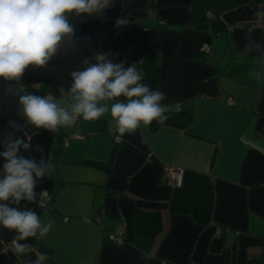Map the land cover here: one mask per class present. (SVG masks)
Listing matches in <instances>:
<instances>
[{
	"label": "crops",
	"instance_id": "crops-1",
	"mask_svg": "<svg viewBox=\"0 0 264 264\" xmlns=\"http://www.w3.org/2000/svg\"><path fill=\"white\" fill-rule=\"evenodd\" d=\"M123 17L129 23L116 27ZM68 19L74 36L45 67L0 78V133L9 120L25 124L19 95L44 93L67 106L59 87L67 91L70 73L98 52L136 63L143 83L166 93L162 103L192 118L123 137L107 113L62 133L24 125L17 135L55 165L37 183L36 201L21 202L52 222L43 238L20 242L33 245L31 259L40 251L46 264H223L226 254L228 264H264V0H111L102 18ZM243 24L253 27L228 30ZM166 166L183 169L181 186L162 180ZM15 235L0 227V264L27 259L15 254Z\"/></svg>",
	"mask_w": 264,
	"mask_h": 264
},
{
	"label": "clouds",
	"instance_id": "clouds-1",
	"mask_svg": "<svg viewBox=\"0 0 264 264\" xmlns=\"http://www.w3.org/2000/svg\"><path fill=\"white\" fill-rule=\"evenodd\" d=\"M110 4L111 0H0V78L19 81L30 65L45 67L74 36L69 14L102 18ZM128 23L127 17L117 18L115 26ZM109 57V53L98 52L95 63L85 59L86 68L70 73L72 83L67 91L63 86L58 89L61 97L67 98V106L52 95H19L25 123L56 132L74 125L77 119L99 120L107 113L121 137L153 121L163 124L169 111L162 103L166 93L143 83L145 73L136 63L125 67L124 61L114 63ZM24 125L9 120L7 130L0 133V158L4 161L0 166V227L16 233L12 243L18 257H27L23 264H46V254L37 251L33 260L29 255L33 245L20 242L43 238L52 222H42L34 210L20 206L22 201H36L37 183L51 178L55 165L43 157L39 143L17 135L23 133ZM34 152L41 153L39 160Z\"/></svg>",
	"mask_w": 264,
	"mask_h": 264
},
{
	"label": "built area",
	"instance_id": "built-area-1",
	"mask_svg": "<svg viewBox=\"0 0 264 264\" xmlns=\"http://www.w3.org/2000/svg\"><path fill=\"white\" fill-rule=\"evenodd\" d=\"M147 14L148 17H154V10L149 7L147 10ZM238 27H245L247 29H251L253 26L252 25H236V26H231L228 28L229 31H233L234 29L238 28ZM201 51L203 54H207L209 53V44L208 43H204L202 44L201 47ZM110 54V59L114 62L118 57V54L116 52H111ZM125 64H127L126 61H124ZM227 103L228 104H233V99L231 97L227 98ZM175 110H179L178 107L173 108ZM116 141L119 142V139H117ZM161 178L162 180H167L168 182H170L171 184H173L174 186H181L182 181H183V169L177 166H166L163 168L162 170V174H161ZM44 196L46 197L47 194H44ZM218 230H216V234H218ZM112 240L114 241L115 244L117 245H121L124 243V239L120 236V235H116L113 234L112 235Z\"/></svg>",
	"mask_w": 264,
	"mask_h": 264
},
{
	"label": "trees",
	"instance_id": "trees-1",
	"mask_svg": "<svg viewBox=\"0 0 264 264\" xmlns=\"http://www.w3.org/2000/svg\"><path fill=\"white\" fill-rule=\"evenodd\" d=\"M26 88L28 91L33 92V90L30 87H26ZM36 92L38 93V91ZM38 95L45 96L44 93H38ZM166 115L168 116V119L163 124L172 125L177 128H183L190 122L192 118L190 111H182L180 109L175 110L173 108H169V111L166 113ZM159 124L160 123H158L157 121H153L151 123L153 128H156ZM25 129L27 133H33L38 130L34 126L26 123H25ZM97 164L100 167H105L106 169L108 168V164L105 165L103 163H97ZM223 264H228V256L226 254L224 255Z\"/></svg>",
	"mask_w": 264,
	"mask_h": 264
},
{
	"label": "water",
	"instance_id": "water-1",
	"mask_svg": "<svg viewBox=\"0 0 264 264\" xmlns=\"http://www.w3.org/2000/svg\"><path fill=\"white\" fill-rule=\"evenodd\" d=\"M62 133V127L58 129Z\"/></svg>",
	"mask_w": 264,
	"mask_h": 264
}]
</instances>
